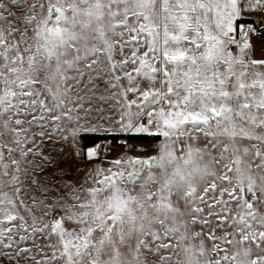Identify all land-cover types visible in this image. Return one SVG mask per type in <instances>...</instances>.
<instances>
[{"label": "snow or ice", "instance_id": "obj_1", "mask_svg": "<svg viewBox=\"0 0 264 264\" xmlns=\"http://www.w3.org/2000/svg\"><path fill=\"white\" fill-rule=\"evenodd\" d=\"M0 264H264V0H0Z\"/></svg>", "mask_w": 264, "mask_h": 264}]
</instances>
